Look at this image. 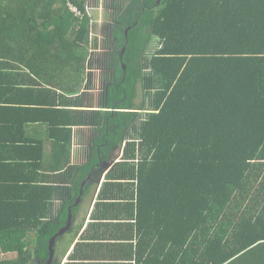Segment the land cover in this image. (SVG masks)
<instances>
[{"label":"trees","instance_id":"1","mask_svg":"<svg viewBox=\"0 0 264 264\" xmlns=\"http://www.w3.org/2000/svg\"><path fill=\"white\" fill-rule=\"evenodd\" d=\"M90 1L0 0V256L15 254L0 264H47L99 152L125 141L69 264H264V0H146L122 38L127 0H104L110 40L89 39ZM104 67L121 71L108 112L90 92ZM39 123L52 166L28 138ZM74 125L100 136L89 161L63 164Z\"/></svg>","mask_w":264,"mask_h":264},{"label":"rangeland","instance_id":"2","mask_svg":"<svg viewBox=\"0 0 264 264\" xmlns=\"http://www.w3.org/2000/svg\"><path fill=\"white\" fill-rule=\"evenodd\" d=\"M93 4L95 5V9H93V7H91V6H93ZM104 6H105L104 0H100L99 2H98V0H91L89 2L88 11L90 14L95 15V18L93 17L94 18V24H93V27L91 30L92 34L91 33L89 34V39L91 37H93V38L96 37L98 39H101V37H105L108 40H110L109 32H110L111 26H110V22L108 21L109 13L107 12V10L104 9ZM145 7H146V0H127L125 9L121 14L122 16H120L118 18L119 23L112 27V28H114L113 30L116 31L120 37L123 36L124 32H126L127 30L130 29V25L132 24V18L139 17L141 12H142V9ZM141 36H142L141 44L143 43V46H145L144 42L149 40L148 39L149 37H147L148 35H147L145 29H142V35ZM152 44H154V43H152ZM88 45L89 46L91 45L90 41L88 42ZM117 45H118V42H116V46ZM110 46H113V45H110ZM152 47H153V45L148 46V48L146 49V52L151 53L152 52L151 50L153 49ZM111 49H113V53H115V48H111ZM116 49H118V48H116ZM118 51L119 52L116 53L117 55L120 53V50H118ZM105 54L106 53H104V52H98L95 55H92V60L95 61L96 64H98L97 59L99 58V61H103V58L105 59ZM113 62H114V60H113ZM116 66H118V65H116ZM114 68L112 67V69H111L109 67V68L105 69V67H104L101 69V72H99V71L94 72L96 79H97L98 73L100 74V76H99L100 81H98V79H97V83H96V85L101 90L100 94H103L105 92L104 86L109 87L111 84L119 82V76L120 75L115 76L114 78L111 77L112 74L114 75V70H113ZM103 69H104V72H103ZM115 70L120 71L117 68H115ZM101 77H102V79H101ZM138 91L141 93V87L140 86L138 87ZM139 95L140 94H137V98L139 97ZM140 98L141 97H139L137 102H136L137 105H139L141 102ZM107 102H108L107 100H104L105 105L108 104ZM118 104L119 103H116L112 107L113 108L118 107ZM140 117H142V116H140ZM84 144H82V146H87V147L89 146L87 139H85ZM121 147L122 148L116 147L114 149H111L107 154V158H108V159L106 158V162H107L106 164L107 165L106 166L104 165L103 168H102V166H99V168H96V170L94 171V176H93L94 183L90 184V185H92L91 189L86 188L85 195L82 196L81 202L79 203L80 205L78 208H76L74 219H75V217H78L79 215H82V214H84V217L86 215L87 216L86 218L89 217V210L91 209V207L94 205V203L96 201V198H95L96 194L99 193L97 190L98 189L97 187H99V183L101 182V177H105V175H106L105 171H107L109 168H111V166H113V163L111 162L112 160L118 159L116 161V162H118V161H121V158L123 157L122 151H123L124 146H121ZM87 152H89V151H87ZM84 217H82V219L80 220V223L85 220ZM77 222H78V220H76V223ZM74 227H76V224H74ZM62 243H63L62 244V246H63L65 242L63 241ZM1 256H3V254H1ZM6 257H8V254Z\"/></svg>","mask_w":264,"mask_h":264},{"label":"crops","instance_id":"3","mask_svg":"<svg viewBox=\"0 0 264 264\" xmlns=\"http://www.w3.org/2000/svg\"><path fill=\"white\" fill-rule=\"evenodd\" d=\"M96 71L101 72L100 70H94L93 71V74H94L93 75V87H91L92 90H90V92L95 95V98L97 99L96 101L97 102H100L104 106V109H101L100 110L99 108H97L96 110L102 111V112H108L109 109L104 104V100H106V96L107 95H105L104 93L103 94H100L101 93V90L96 85L97 79H98V81H100V79H99L100 78L99 77L100 74L99 73H98L97 79L95 78V73L94 72H96ZM101 79H102V77H101ZM96 107H100V106L97 104ZM76 110H79L80 111V110H90V109H88V108L87 109H80L79 108V109H76ZM113 111L118 112L119 110H113ZM142 112H144V111H142ZM29 131H28V134H29L28 135V138L30 140L34 141L35 144H43L44 145V151H45L44 156H46V159L47 160L45 161V159L42 158L41 164H40V161H39V164L42 165V164H44V161H45V164L46 165H49L50 164L52 166V164H51V162H52L51 161V156L53 154V146H54L55 143L53 142V140L50 137L51 131H50L49 125H46V123H44V124L43 123H39V124H36V125L31 126V128H29ZM68 131L69 132L65 131L63 134L65 136H67V139L69 138V141H67V144L71 148V154L70 153L69 154L68 153L65 154L64 151H60V154H61L60 157L61 158L67 156V159L66 158L63 159V161H66L63 164L68 163L67 160L71 161L70 164H80V163L81 164H84V163H86L87 161H89L88 155H90V154L92 155V153H93L92 150H93V147H94V141L99 139L101 127H97V126H95V127H85V126L74 125V126H70ZM59 132L60 131H57L56 133H59ZM85 139L88 140V145H89L88 147L87 146H82V144H84V142H85ZM125 142H128V141H125ZM124 145H125V143L122 146H124ZM102 148H103V146L99 147L98 150H101ZM87 151H89V152H87ZM33 154L34 153H32L31 156ZM99 156L101 158L100 165L99 166H102V168H103L104 165L105 166L107 165L106 164L107 163L106 162L107 155L106 156L105 155H102L101 152H99ZM117 160L118 159H115V160H112L111 161L113 163V166H111V168H109L107 171H105V173H106L105 176H107V177L109 176L110 172L114 169V166L116 165V161ZM18 163L27 165L28 164V161L22 160V161H19ZM99 166H98V168H99ZM93 176H94V172L92 173L91 180H89L88 182L85 183V186H84V188H82V190H84L85 188H90L91 189L92 185H90V184L91 183H94ZM104 178L105 177H101V182L99 183V187H97L98 188L97 189L98 192H99V189L101 188V185L104 184ZM101 193H102V191H101ZM82 196H84V193H82ZM82 196H81V198H82ZM97 196H98V193L96 194V197L95 198H97ZM81 198H80L79 203L81 202ZM79 203L75 207L78 208L79 205H80ZM93 206L89 210V216L92 214ZM71 211H72V209H71ZM74 216H75V213H74ZM74 216H73V220H72V225L69 228V230L72 227H74L73 224H76V226L80 224V220L82 219V217H84V214L79 215L78 217H75V219H74ZM86 217L87 216L85 215V217H84L85 218L84 226H82L81 230L79 231V233H78V235H77V237H76V239H75L72 247L70 248V250L67 253V257L64 259V261L62 262V264H69L70 263V261H71L70 259H71V256H72V251H73L75 245L80 241L81 236L84 235V234H86L87 229L89 228L90 223L92 222L91 221L89 223V225L86 227V224H87V221H88V218H86ZM76 220H78L77 223H76ZM69 230H67V231H69ZM60 236H62V235H60ZM58 237L59 236H57L56 239H55V244H56V241H57V238ZM55 244H54V256H53V259H52V263L51 264H53V262L55 261V253H56V251H55ZM57 253H58V251H57ZM2 254H3V256H0V258L3 259V260H6L8 258L15 257V254H13V253L8 254V257H6L7 256V253H4L3 252ZM58 257H59V253H58ZM49 261H50V257H49V260H48V263L47 264H49Z\"/></svg>","mask_w":264,"mask_h":264},{"label":"water","instance_id":"4","mask_svg":"<svg viewBox=\"0 0 264 264\" xmlns=\"http://www.w3.org/2000/svg\"><path fill=\"white\" fill-rule=\"evenodd\" d=\"M125 68H126V66H125ZM141 113H143L144 115L147 114L146 111L141 112ZM127 146H128V143H125V147H127ZM122 156H123V157L125 156V149H124V151L122 152ZM123 157L121 158V161H123ZM121 161H118L116 164L120 163ZM91 177H92V174L88 177V179L86 180V182H88L89 180H91ZM106 181H107V176H105V178H104V184L106 183ZM86 182H84V183L81 184V187H80V194H79V197L77 198V200H76V202H75V206H77V204L79 203L80 198H81V196H82V193H84V192H82V188H84ZM104 184H102V185H101V188L99 189L98 196H97L96 201H95L94 206H93L92 214H93V212H94V210H95V208H96V206H97V203L99 202L100 194H101V191H102V188H103ZM75 206H74V207H75ZM92 214H91V215L89 216V218H88V221H87L86 227H87V226L89 225V223L93 220V219H92ZM72 220H73V215H72L71 210H70V215H69V219H68V221H67L66 226L63 227L62 229H60L59 232H58V233H57V234L51 239V241H50V247H49V249H50V261H49V264H51V261H52L53 256H54V243H55V239H56V237H57V236H60V235H63L67 230H69V228H70L71 225H72Z\"/></svg>","mask_w":264,"mask_h":264},{"label":"flooded vegetation","instance_id":"5","mask_svg":"<svg viewBox=\"0 0 264 264\" xmlns=\"http://www.w3.org/2000/svg\"><path fill=\"white\" fill-rule=\"evenodd\" d=\"M147 3V2H146ZM105 87V86H104ZM105 88H107V87H105ZM134 120L136 121V122H139L140 121V117H139V115H137L135 118H134Z\"/></svg>","mask_w":264,"mask_h":264},{"label":"clouds","instance_id":"6","mask_svg":"<svg viewBox=\"0 0 264 264\" xmlns=\"http://www.w3.org/2000/svg\"><path fill=\"white\" fill-rule=\"evenodd\" d=\"M142 112V111H141ZM142 114V113H141ZM125 143H128V142H125ZM124 149H125V151H126V147H125V145H124V148H123V151H124ZM122 151V152H123ZM124 158V157H123ZM117 163V162H116ZM119 164V163H118ZM117 165V164H116ZM89 218V217H88ZM93 221V220H92Z\"/></svg>","mask_w":264,"mask_h":264},{"label":"bare ground","instance_id":"7","mask_svg":"<svg viewBox=\"0 0 264 264\" xmlns=\"http://www.w3.org/2000/svg\"><path fill=\"white\" fill-rule=\"evenodd\" d=\"M51 241V240H50ZM55 244V243H54ZM50 247V246H49ZM51 263H52V261H51Z\"/></svg>","mask_w":264,"mask_h":264},{"label":"built area","instance_id":"8","mask_svg":"<svg viewBox=\"0 0 264 264\" xmlns=\"http://www.w3.org/2000/svg\"><path fill=\"white\" fill-rule=\"evenodd\" d=\"M75 12H77V11H75Z\"/></svg>","mask_w":264,"mask_h":264}]
</instances>
